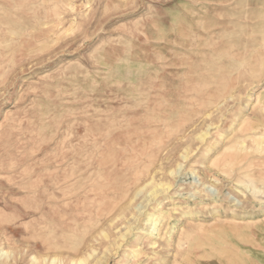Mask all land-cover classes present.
Returning a JSON list of instances; mask_svg holds the SVG:
<instances>
[{
	"label": "rangeland",
	"instance_id": "1",
	"mask_svg": "<svg viewBox=\"0 0 264 264\" xmlns=\"http://www.w3.org/2000/svg\"><path fill=\"white\" fill-rule=\"evenodd\" d=\"M250 1L0 0V264H264Z\"/></svg>",
	"mask_w": 264,
	"mask_h": 264
},
{
	"label": "bare ground",
	"instance_id": "2",
	"mask_svg": "<svg viewBox=\"0 0 264 264\" xmlns=\"http://www.w3.org/2000/svg\"><path fill=\"white\" fill-rule=\"evenodd\" d=\"M206 1H215V0H206ZM217 1H222V2H225L226 4H228V7H231V6H233V5H229V3L230 2H233V1H235V3L234 4H238L239 3V0H217ZM246 1H248V0H240V3L241 2H246ZM251 2V4H252V7L253 6H255L258 2H264V0H251L250 1ZM179 4V3H178ZM190 4V3H189ZM201 4V3H200ZM173 5H174V3H173ZM208 5V4H207ZM223 6V5H222ZM219 7V6H218ZM252 7H251V9H252ZM185 8V7H184ZM191 8V7H190ZM217 9V8H216ZM165 12H166V10H164ZM186 12V11H185ZM185 12H183V13H185ZM196 12V11H195ZM237 12V11H236ZM247 12V11H246ZM175 13V12H174ZM186 16V15H185ZM188 17V16H187ZM221 18H222V16H221ZM206 19V18H205ZM204 19V20H205ZM207 20V19H206ZM203 21V22H201L200 23V25H199V31L201 30V31H204V32H206V33H208V34H210V33H213V31L215 30V25L212 23V22H208V21ZM179 21H181L180 23H181V26H182V31H181V36H183V37H188V32H190V24H189V22H186V21H182V20H179ZM157 25V24H156ZM161 26V25H160ZM257 28H259V27H257ZM188 31V32H187ZM192 31V30H191ZM156 32V31H155ZM193 33V32H192ZM166 34V33H165ZM194 35V34H193ZM196 36V35H195ZM209 36V35H208ZM190 37V36H189ZM191 39V38H190ZM160 40V39H159ZM184 40V39H183ZM192 43V42H191ZM183 48H185V47H183ZM189 49V48H188ZM87 106V105H86ZM85 108V107H84ZM78 112V111H77ZM263 112H264V105H263ZM73 113V112H72ZM76 113V112H75ZM81 114V113H80ZM83 114V113H82ZM74 116V115H73ZM79 117V116H78ZM81 117V116H80ZM86 118V117H85ZM67 119V118H66ZM77 119V118H76ZM75 119V120H76ZM88 119V118H87ZM74 120V119H73ZM73 121V122H77V121ZM261 123V122H260ZM76 124V123H75ZM81 124V123H80ZM262 126V125H261ZM73 127V126H72ZM257 127V126H256ZM256 127H254V126H251L250 128H249V134L250 133H252L253 131H256L257 129H258V127L256 128ZM260 127V126H259ZM262 128H263V126H262ZM264 131V130H263ZM57 134V133H56ZM103 134V133H102ZM262 135H264V132H262ZM254 136H256V135H254ZM102 137V136H101ZM57 139V138H56ZM107 140V139H106ZM56 141V140H55ZM54 141V142H55ZM255 145H256V149L260 152V153H264V144L262 143V142H255ZM107 146H111L110 145V142H109V144L107 145ZM56 147V146H55ZM101 147H103V146H101ZM102 149V148H101ZM123 152V151H122ZM99 156V155H98ZM11 162V161H10ZM253 163V162H252ZM263 163H264V160H263ZM58 164V163H57ZM263 165V164H262ZM65 166V165H64ZM250 167H252L251 165H250ZM59 169L61 168L60 166L58 167ZM52 170V169H51ZM66 170V169H65ZM69 173V172H68ZM78 175H80L81 177H83V175H84V169L82 170V169H80L79 168V170H78V173H77ZM73 175H74V173H71V174H69V175H60L61 177H57V179H55V181H53V186H56L57 187V189L59 190V191H61V193H62V195L63 196H65V197H67V196H69V195H71L70 194V188H71V186H72V182H71V178L73 177ZM95 176V175H94ZM56 177V176H55ZM75 177V176H74ZM91 178V177H90ZM95 178V177H94ZM83 179V178H82ZM88 179V178H87ZM97 179V178H96ZM98 180V179H97ZM102 180V179H101ZM78 181H80V180H78ZM31 182H32V180H31ZM89 182V181H88ZM33 183V182H32ZM31 183V184H32ZM101 184V183H100ZM83 185V184H82ZM98 185V184H97ZM87 186V185H86ZM29 187V186H28ZM33 187V186H32ZM25 188H26V186H25ZM27 189V188H26ZM83 189V188H82ZM30 190V189H29ZM32 190H34V187H33V189ZM106 190V189H105ZM91 191V190H90ZM102 191V190H101ZM80 192V191H79ZM33 193V192H32ZM35 193V192H34ZM98 193V192H97ZM78 194V193H77ZM84 194V193H83ZM83 194H81V195H83ZM85 195V194H84ZM76 196V195H75ZM86 196V195H85ZM64 197V198H65ZM70 197V196H69ZM84 197V196H83ZM87 197V196H86ZM96 198V197H95ZM94 198V199H95ZM101 198V197H100ZM104 198H106V197H104ZM88 199V198H87ZM106 200V199H105ZM71 201V200H70ZM102 201V200H101ZM68 203V202H67ZM105 203V202H104ZM54 204V203H53ZM39 210V209H38ZM82 212V211H81ZM82 213H84V212H82ZM85 215V214H84ZM81 216V215H80ZM108 216V215H107ZM30 217V216H29ZM64 219V218H63ZM149 221L152 223L153 222V219H149ZM233 221V220H232ZM250 221V220H249ZM154 225V224H153ZM248 225V224H247ZM251 225H252V223H251ZM154 230V229H153ZM149 234V233H148ZM105 236V235H104Z\"/></svg>",
	"mask_w": 264,
	"mask_h": 264
}]
</instances>
